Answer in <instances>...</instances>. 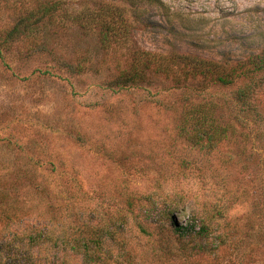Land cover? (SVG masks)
<instances>
[{"label":"rangeland","instance_id":"rangeland-1","mask_svg":"<svg viewBox=\"0 0 264 264\" xmlns=\"http://www.w3.org/2000/svg\"><path fill=\"white\" fill-rule=\"evenodd\" d=\"M42 1L57 17L3 43ZM113 6L124 22L107 43L71 18ZM261 50L264 0H0V264H264V72L114 84L140 52L230 66ZM253 76L258 116L234 100ZM193 101L217 105L234 133L191 145ZM189 224L206 227L204 248L178 234Z\"/></svg>","mask_w":264,"mask_h":264},{"label":"trees","instance_id":"trees-1","mask_svg":"<svg viewBox=\"0 0 264 264\" xmlns=\"http://www.w3.org/2000/svg\"><path fill=\"white\" fill-rule=\"evenodd\" d=\"M60 10V5L56 2L42 1L38 3L35 7L17 17L15 23L1 41H4L3 43L11 41L10 37L13 35L40 34L42 29L57 17L56 12ZM62 11V19L65 20L71 17V15L65 16L67 14L65 9H62ZM123 11L122 7L113 6L108 7L107 12L103 11L100 14L82 13L81 11L71 18L79 26L88 30L94 26H100L103 30L102 41L107 43L111 38L120 37L116 32V20L119 19L118 21L124 22ZM153 70L161 71L178 82L184 83L190 79L200 78L211 84L228 86L234 84L243 76L249 74L256 76V74L264 72V50L230 66L190 54L161 55L140 52L133 58L130 68L122 70L118 74L114 84L118 87L139 84ZM255 76L249 81H242L234 91V100L241 110L258 116L260 112L255 104V98L263 82L262 78L254 80ZM181 126V132L185 135L186 140L191 145L202 149H212L235 131L234 126L221 122L217 105L212 102H190L183 112ZM176 228L179 235L194 238L197 246L203 244L200 237L202 235L198 233L199 231H206V227H200L198 232L193 231L194 227L191 224ZM202 248H204V244Z\"/></svg>","mask_w":264,"mask_h":264}]
</instances>
